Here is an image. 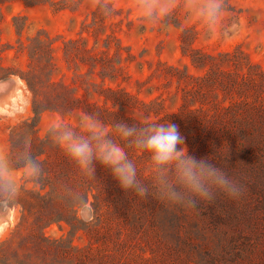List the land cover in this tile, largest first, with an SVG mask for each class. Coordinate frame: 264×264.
Instances as JSON below:
<instances>
[{
    "label": "rangeland",
    "instance_id": "1",
    "mask_svg": "<svg viewBox=\"0 0 264 264\" xmlns=\"http://www.w3.org/2000/svg\"><path fill=\"white\" fill-rule=\"evenodd\" d=\"M226 4L225 24L238 27L213 36L180 7L150 27L131 0L104 15L90 0H0V80L17 87L0 106V144L15 161L30 137L47 173L0 204V264H264V134L243 124L254 115L244 104L264 96V0ZM35 109L33 133L23 121ZM84 112L108 126L176 124L188 154L210 159L243 195L217 192L194 210L125 192L99 164L85 180L37 138L53 119L77 128ZM113 136L151 189L150 154ZM74 188L84 192L75 204L56 195Z\"/></svg>",
    "mask_w": 264,
    "mask_h": 264
},
{
    "label": "clouds",
    "instance_id": "2",
    "mask_svg": "<svg viewBox=\"0 0 264 264\" xmlns=\"http://www.w3.org/2000/svg\"><path fill=\"white\" fill-rule=\"evenodd\" d=\"M90 2L102 15L104 9L114 11L113 0ZM131 3L141 22L150 27L163 26L178 7L183 8L187 20L194 21L213 36L218 30L234 34L238 27L235 22L225 24L226 0H131ZM113 133L135 149L150 154L151 189L138 178L136 165ZM46 135L85 180L96 178L99 164L110 172L121 190L134 191L142 199L153 196L169 206L198 210L200 202L214 201L217 192L239 199L245 191L243 185L210 159L189 155L178 126L167 121L136 126L119 120L108 126L97 114L84 112L79 116L77 128L63 119L51 120ZM46 175L31 151L30 137H25L15 161L0 144V204L16 201L28 185L42 186ZM72 191L75 193L72 196L56 195L70 205L84 197L82 190L74 188Z\"/></svg>",
    "mask_w": 264,
    "mask_h": 264
},
{
    "label": "trees",
    "instance_id": "3",
    "mask_svg": "<svg viewBox=\"0 0 264 264\" xmlns=\"http://www.w3.org/2000/svg\"><path fill=\"white\" fill-rule=\"evenodd\" d=\"M28 87L30 88V85H28ZM248 105H250V106H248ZM244 106H246L245 109H247V112L250 111V115L253 113L254 114L253 116H255V117H253L252 115L249 118L247 116L244 117L243 118V124L246 125L249 132H251V133L262 129L263 134H264V96H258V97H256L254 103H252V104L246 103V104H244ZM43 110L44 109H35L34 110L35 116L33 118H27L23 121V125L28 126V127L31 126V130L33 133L36 131L39 115L42 113ZM247 115H248V113H247ZM16 129H17L16 127L11 128V137H10L11 141H12V135L15 133ZM37 138H38L39 142L42 144L49 143V148H50V146H53L54 148L61 150L58 146L54 145L51 142V140L47 137V135L43 139H39V137H37ZM262 144L264 145V141H262ZM256 148L258 150H261V148L259 146ZM262 149H264V147H262ZM43 154H45V152L41 151L38 154H36L35 157L39 160L40 156H42ZM49 157H50V154H49ZM66 159L68 161H70L65 156L64 160H66ZM86 201H87V195H86ZM73 209H74V207H73Z\"/></svg>",
    "mask_w": 264,
    "mask_h": 264
},
{
    "label": "crops",
    "instance_id": "4",
    "mask_svg": "<svg viewBox=\"0 0 264 264\" xmlns=\"http://www.w3.org/2000/svg\"><path fill=\"white\" fill-rule=\"evenodd\" d=\"M17 87L11 79L0 80V106L3 105L8 98H14Z\"/></svg>",
    "mask_w": 264,
    "mask_h": 264
},
{
    "label": "snow or ice",
    "instance_id": "5",
    "mask_svg": "<svg viewBox=\"0 0 264 264\" xmlns=\"http://www.w3.org/2000/svg\"><path fill=\"white\" fill-rule=\"evenodd\" d=\"M0 231H2V227H0Z\"/></svg>",
    "mask_w": 264,
    "mask_h": 264
}]
</instances>
